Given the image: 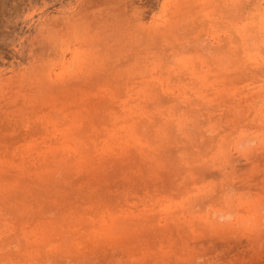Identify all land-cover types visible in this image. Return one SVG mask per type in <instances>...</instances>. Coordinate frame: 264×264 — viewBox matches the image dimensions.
Returning <instances> with one entry per match:
<instances>
[{"label": "rangeland", "instance_id": "374dc122", "mask_svg": "<svg viewBox=\"0 0 264 264\" xmlns=\"http://www.w3.org/2000/svg\"><path fill=\"white\" fill-rule=\"evenodd\" d=\"M0 264H264V0H0Z\"/></svg>", "mask_w": 264, "mask_h": 264}, {"label": "bare ground", "instance_id": "6f19581e", "mask_svg": "<svg viewBox=\"0 0 264 264\" xmlns=\"http://www.w3.org/2000/svg\"><path fill=\"white\" fill-rule=\"evenodd\" d=\"M206 39V38H205Z\"/></svg>", "mask_w": 264, "mask_h": 264}]
</instances>
